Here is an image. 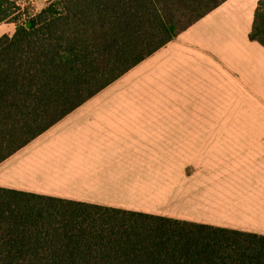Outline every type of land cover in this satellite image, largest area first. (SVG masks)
I'll return each instance as SVG.
<instances>
[{
  "label": "crops",
  "instance_id": "crops-1",
  "mask_svg": "<svg viewBox=\"0 0 264 264\" xmlns=\"http://www.w3.org/2000/svg\"><path fill=\"white\" fill-rule=\"evenodd\" d=\"M258 3L225 1L2 162L0 188L264 235Z\"/></svg>",
  "mask_w": 264,
  "mask_h": 264
},
{
  "label": "trees",
  "instance_id": "trees-1",
  "mask_svg": "<svg viewBox=\"0 0 264 264\" xmlns=\"http://www.w3.org/2000/svg\"><path fill=\"white\" fill-rule=\"evenodd\" d=\"M227 0H0V164ZM23 20V22H22ZM264 0L250 40L264 30ZM0 264H264V235L0 188Z\"/></svg>",
  "mask_w": 264,
  "mask_h": 264
},
{
  "label": "rangeland",
  "instance_id": "rangeland-1",
  "mask_svg": "<svg viewBox=\"0 0 264 264\" xmlns=\"http://www.w3.org/2000/svg\"><path fill=\"white\" fill-rule=\"evenodd\" d=\"M14 1L25 13L24 18L31 17L39 13L44 7L47 6L49 0H12ZM23 22V20H22ZM0 35L4 33L5 35H13L16 31L17 24H9L7 22H2L0 24Z\"/></svg>",
  "mask_w": 264,
  "mask_h": 264
},
{
  "label": "snow or ice",
  "instance_id": "snow-or-ice-1",
  "mask_svg": "<svg viewBox=\"0 0 264 264\" xmlns=\"http://www.w3.org/2000/svg\"><path fill=\"white\" fill-rule=\"evenodd\" d=\"M261 23L264 24V20H262ZM258 38L261 39V42H264V30L259 33Z\"/></svg>",
  "mask_w": 264,
  "mask_h": 264
}]
</instances>
